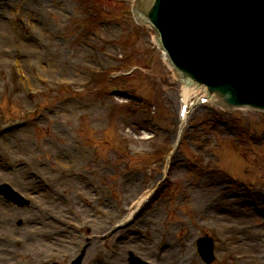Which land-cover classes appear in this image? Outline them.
Here are the masks:
<instances>
[{"label": "rangeland", "instance_id": "1", "mask_svg": "<svg viewBox=\"0 0 264 264\" xmlns=\"http://www.w3.org/2000/svg\"><path fill=\"white\" fill-rule=\"evenodd\" d=\"M131 1L0 0V183L31 200L18 208L0 198L13 245L0 264H71L82 250L83 264H128L129 251L204 264L195 243L207 234L214 264H264V114L196 111L166 172L180 86ZM132 64L140 68L127 77ZM97 68L107 75L83 90ZM45 76L78 88L31 97Z\"/></svg>", "mask_w": 264, "mask_h": 264}, {"label": "water", "instance_id": "2", "mask_svg": "<svg viewBox=\"0 0 264 264\" xmlns=\"http://www.w3.org/2000/svg\"><path fill=\"white\" fill-rule=\"evenodd\" d=\"M180 76L231 106L264 108V0H139Z\"/></svg>", "mask_w": 264, "mask_h": 264}, {"label": "bare ground", "instance_id": "3", "mask_svg": "<svg viewBox=\"0 0 264 264\" xmlns=\"http://www.w3.org/2000/svg\"><path fill=\"white\" fill-rule=\"evenodd\" d=\"M197 97H198V95H194L192 93V91H191V94H188L187 92H185L183 97H182V99H183V104L182 105L188 106L189 110L192 111V106L197 103ZM200 100H201V97L199 98V101ZM36 241H37V239L34 240V241L32 239H28V242H29L30 246L34 245ZM8 246H10V244H8V243H0V258L3 257L4 255H8V253L10 252V250L8 249ZM4 249H6V250H4ZM182 258L183 257L179 253H174L172 255V258H170V260H168L167 264L176 263L179 259H182ZM122 259H124V258L122 257ZM106 261H109V260L106 259ZM115 261H112L110 264H119V262H121V259H116ZM181 264H185V263L182 262Z\"/></svg>", "mask_w": 264, "mask_h": 264}]
</instances>
